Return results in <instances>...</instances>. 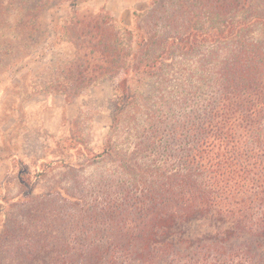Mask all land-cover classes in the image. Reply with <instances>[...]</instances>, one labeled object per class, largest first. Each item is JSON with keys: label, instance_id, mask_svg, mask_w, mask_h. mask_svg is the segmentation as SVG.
Wrapping results in <instances>:
<instances>
[{"label": "trees", "instance_id": "16d2710c", "mask_svg": "<svg viewBox=\"0 0 264 264\" xmlns=\"http://www.w3.org/2000/svg\"><path fill=\"white\" fill-rule=\"evenodd\" d=\"M69 1L54 82L115 79L111 127L0 203V264H264V0Z\"/></svg>", "mask_w": 264, "mask_h": 264}, {"label": "rangeland", "instance_id": "374dc122", "mask_svg": "<svg viewBox=\"0 0 264 264\" xmlns=\"http://www.w3.org/2000/svg\"><path fill=\"white\" fill-rule=\"evenodd\" d=\"M148 3L78 0L76 9H103L132 26ZM72 10L69 0H0V203L20 193L22 181L60 159L81 161L86 173L96 169L87 167L82 153L102 149L117 83L101 78L73 96L57 88L55 74L73 54L60 30ZM63 169L44 177L38 190Z\"/></svg>", "mask_w": 264, "mask_h": 264}]
</instances>
